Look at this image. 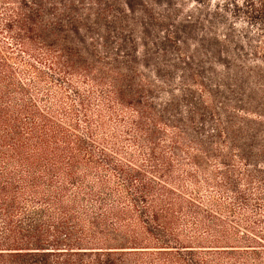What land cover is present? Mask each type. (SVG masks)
I'll use <instances>...</instances> for the list:
<instances>
[{
    "label": "trees",
    "instance_id": "obj_1",
    "mask_svg": "<svg viewBox=\"0 0 264 264\" xmlns=\"http://www.w3.org/2000/svg\"><path fill=\"white\" fill-rule=\"evenodd\" d=\"M55 2L0 0V264H264V69L213 68L225 100L184 121L60 40Z\"/></svg>",
    "mask_w": 264,
    "mask_h": 264
},
{
    "label": "rangeland",
    "instance_id": "obj_2",
    "mask_svg": "<svg viewBox=\"0 0 264 264\" xmlns=\"http://www.w3.org/2000/svg\"><path fill=\"white\" fill-rule=\"evenodd\" d=\"M69 1L56 0L50 6L63 13L59 39L92 59L96 54L108 59L131 77L133 90L164 105L181 103L184 121L189 116L185 105L202 109V88L215 93L206 78L213 68L222 74V66L236 64L240 76L251 80L253 68L264 69V16L248 18V0ZM230 35L235 43H229ZM230 44L241 46L239 57L227 56ZM245 98L227 105L235 113H247L251 109ZM209 102L218 114L223 111L219 103Z\"/></svg>",
    "mask_w": 264,
    "mask_h": 264
}]
</instances>
